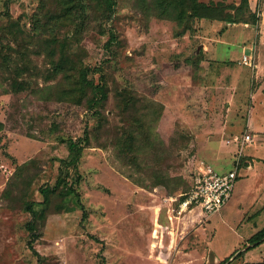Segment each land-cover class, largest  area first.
Here are the masks:
<instances>
[{"label":"rangeland","instance_id":"rangeland-1","mask_svg":"<svg viewBox=\"0 0 264 264\" xmlns=\"http://www.w3.org/2000/svg\"><path fill=\"white\" fill-rule=\"evenodd\" d=\"M204 1L223 2L226 12L241 3ZM40 3L0 0V264H39L29 248L31 215L23 202L46 211L35 244L42 264H221L228 257L226 264H264V243L247 250L264 230V143L255 144L264 140L251 137L243 150L227 142L246 133L251 107L264 101L260 59L253 67L241 63L249 47H260L264 0L249 1L254 24L198 19L179 26L147 20L128 0H120L111 16L88 11L84 60L90 67L102 65L109 78L104 112L110 133L92 136L89 147L82 143L75 164L69 163L71 152L62 138L78 142L97 121L84 106L44 100L42 89L56 81H45L49 65L43 55H34L31 44ZM14 21L22 30L17 37L9 32ZM19 50L30 52L33 67L21 76L14 69ZM99 77L90 74L96 82ZM14 79L25 88H14ZM124 87L164 107L156 146L141 156L140 170L113 146L121 126L114 93ZM201 161L219 172L238 165L231 199L211 217L195 206L180 213L179 199L187 197ZM26 164L24 177L36 176L23 189L12 183ZM154 171L168 175L176 192L154 189ZM64 184L75 193L65 198L61 211L55 208L59 199L50 208L42 204V188Z\"/></svg>","mask_w":264,"mask_h":264},{"label":"trees","instance_id":"trees-1","mask_svg":"<svg viewBox=\"0 0 264 264\" xmlns=\"http://www.w3.org/2000/svg\"><path fill=\"white\" fill-rule=\"evenodd\" d=\"M120 0H41L38 12L34 15V36L31 37L34 46V55L44 56L45 64L49 65L44 75L45 81H56L46 86L43 91L44 100L64 101L86 107L90 116L96 119L97 126L92 130H86L81 140L75 141L72 138H62L68 143L71 152L70 164L79 160L84 150L82 143L91 145L92 136L99 139L101 132H109L106 129L109 123L104 112L111 88L109 78L102 65L99 67L87 66L84 60L87 52L82 46V34L88 23L90 15L88 11H96L101 17L111 16L115 13L116 6ZM133 2L135 11L142 13L148 20L152 17L169 20L185 26L194 20L208 19L226 21L230 24H254L256 23L253 12L250 8V0H241V3L232 7V11L226 12L223 2L204 0H128ZM103 15V16H102ZM78 16V21H77ZM253 17V18H251ZM11 35L16 36L22 32L18 22L9 26ZM73 32V35H70ZM116 36L112 34L107 45L115 42ZM75 46L76 51L73 52ZM29 51V50H28ZM18 63H15V71L19 76L33 70L29 61L30 52L21 54ZM11 62L10 57L6 56ZM36 69V68H35ZM34 74L38 75L35 71ZM91 75L100 74L99 81L90 78ZM13 87L16 89L25 88L23 83L13 80ZM117 100L116 113L119 115L121 126L115 132L113 146L119 155L126 159L128 164L135 166L138 170L142 168L141 156L156 146V126L161 118L163 106L147 97L140 95L131 88H117L114 93ZM116 115V116H117ZM155 141V142H154ZM103 147H106L105 145ZM29 165L18 168L13 185L23 184V189L29 187L36 174L30 173L24 177V171ZM25 178V179H24ZM152 187L156 189L162 186L166 193L172 195L176 188L170 184L171 178L160 171H154L151 177ZM25 192V190H23ZM7 191H11L7 190ZM73 186L64 184L62 187H45L41 189L43 202L50 208L55 199V208L61 211L64 207L65 198L74 194ZM186 197L183 195L179 202ZM23 209L31 215V220L26 223L29 233V248L37 256L39 264L43 258L36 250L35 244L41 239V224L46 218V211L37 210L31 202H23ZM202 212V211H201ZM203 213V212H202ZM86 213L83 212L82 221ZM264 243V230L258 232L251 238L248 251ZM231 257L223 260L226 264Z\"/></svg>","mask_w":264,"mask_h":264},{"label":"built area","instance_id":"built-area-1","mask_svg":"<svg viewBox=\"0 0 264 264\" xmlns=\"http://www.w3.org/2000/svg\"><path fill=\"white\" fill-rule=\"evenodd\" d=\"M255 61L256 47H249V54H243L241 63L253 67ZM249 141L250 137L245 134L235 135L227 140L228 143H236L240 150ZM237 164L239 165V160ZM238 165L227 173H221L211 164L201 161L193 176L191 189L180 203V213L193 206L198 207L207 217L219 213L232 196L238 178Z\"/></svg>","mask_w":264,"mask_h":264},{"label":"crops","instance_id":"crops-1","mask_svg":"<svg viewBox=\"0 0 264 264\" xmlns=\"http://www.w3.org/2000/svg\"><path fill=\"white\" fill-rule=\"evenodd\" d=\"M260 26H261L260 47L256 49V58L260 59L258 77H263V73H264V18ZM250 114L251 116L247 118V124H245L247 127L245 132L247 134L246 133L244 134L247 136H250V138L252 137L254 140H264V101H259V100L255 101L253 107H251ZM256 143L261 148V145H263L264 141L263 142L258 141V142H255V144ZM227 172H221V173H227Z\"/></svg>","mask_w":264,"mask_h":264}]
</instances>
